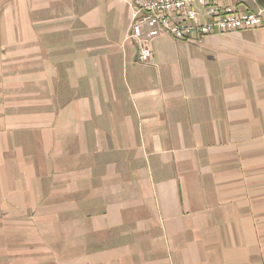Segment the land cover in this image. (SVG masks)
Segmentation results:
<instances>
[{"label": "crops", "instance_id": "crops-1", "mask_svg": "<svg viewBox=\"0 0 264 264\" xmlns=\"http://www.w3.org/2000/svg\"><path fill=\"white\" fill-rule=\"evenodd\" d=\"M132 10L0 0V264H264V25Z\"/></svg>", "mask_w": 264, "mask_h": 264}, {"label": "built area", "instance_id": "built-area-1", "mask_svg": "<svg viewBox=\"0 0 264 264\" xmlns=\"http://www.w3.org/2000/svg\"><path fill=\"white\" fill-rule=\"evenodd\" d=\"M249 0H131L132 20L127 34L138 44V61L148 63L152 43L163 34L184 39L217 31L264 25V9L251 11ZM205 17L206 20H202Z\"/></svg>", "mask_w": 264, "mask_h": 264}]
</instances>
